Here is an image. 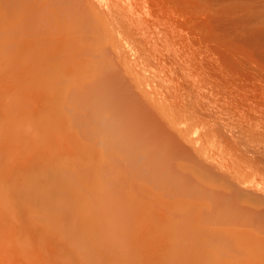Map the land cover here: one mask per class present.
Returning a JSON list of instances; mask_svg holds the SVG:
<instances>
[{
	"label": "rangeland",
	"instance_id": "1",
	"mask_svg": "<svg viewBox=\"0 0 264 264\" xmlns=\"http://www.w3.org/2000/svg\"><path fill=\"white\" fill-rule=\"evenodd\" d=\"M91 1L112 16L127 46L122 55L150 84L167 119L194 142L184 146L204 149L209 159L203 163L213 172L222 173L219 164L229 167L234 182L264 199V0ZM0 65V210L22 244V258L12 252L8 264H181L166 240L179 230L175 217L189 221L182 210L209 201L208 192L209 199L197 190L164 195V213L137 211L131 218L109 210L93 195L102 190L100 176L87 173L84 148L97 140V123L54 113V79L46 80L54 78V68L36 83L21 82ZM71 127L86 140L70 142L54 131ZM89 135L95 139L88 141ZM204 213L196 219L204 220ZM258 214L221 216L211 224L226 240L218 238L225 252L218 264H264V217ZM71 218L72 225L91 229L75 247L49 223ZM208 243L199 250L207 251ZM207 259L200 264L211 263Z\"/></svg>",
	"mask_w": 264,
	"mask_h": 264
},
{
	"label": "bare ground",
	"instance_id": "2",
	"mask_svg": "<svg viewBox=\"0 0 264 264\" xmlns=\"http://www.w3.org/2000/svg\"><path fill=\"white\" fill-rule=\"evenodd\" d=\"M113 22L112 16L91 0H0V61L21 82H43L42 71L54 68V78H46L54 79V113L70 121L73 117V121L97 123V140L84 148L87 173L89 179L100 176L102 190L93 195L102 197L109 210L125 212L131 218L137 211L164 213L169 212L164 195L208 192L210 199L208 194V198L199 196L209 201L194 202L182 210L192 223L183 215L175 217L179 230L166 242L172 253L177 250L181 264H200L204 258L211 259L209 264H218L225 254L220 242L226 240L216 235L213 223L223 217L257 219L258 212L264 217V199L234 182L229 167L219 164L222 173L213 172L203 163L209 159L204 149L184 146L183 141L194 142L167 119L150 84L122 55L127 46L121 43ZM167 126L177 133L175 137ZM74 130L54 129L70 142L86 140L85 133ZM94 139V135L87 137L88 141ZM199 212H205L204 220L210 222L202 219L203 214L197 220ZM73 218L70 223L64 219L49 223L63 231L75 247L91 229L83 222L72 225ZM8 223L0 210V264H8V257L14 254L20 258L22 253L21 241L11 234ZM198 236L205 240H197ZM205 243L207 251L199 250Z\"/></svg>",
	"mask_w": 264,
	"mask_h": 264
}]
</instances>
